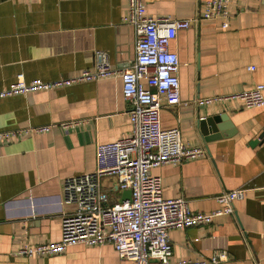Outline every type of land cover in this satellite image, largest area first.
I'll list each match as a JSON object with an SVG mask.
<instances>
[{
    "label": "crops",
    "instance_id": "0c3cea01",
    "mask_svg": "<svg viewBox=\"0 0 264 264\" xmlns=\"http://www.w3.org/2000/svg\"><path fill=\"white\" fill-rule=\"evenodd\" d=\"M207 1L145 4L149 16L189 20L203 15ZM127 13L128 0H0V91L19 75L53 82L94 69L97 51H106L115 69L129 68L136 36L124 22ZM170 50L180 59L181 104L162 110V128H179L207 156L153 169L163 196L184 197L192 211L209 214L220 208L221 193L247 190L234 217L172 230V262L209 261L224 250L226 264H264V108L200 103L264 85V0H235L229 28L203 20L180 31ZM129 110L119 77L0 99V132L52 126L0 142V264H132L111 243L76 244L52 257L17 255L25 243L61 240L62 215L72 210L60 211L57 201L65 179L95 170L98 144L130 134ZM209 119L215 129L202 130ZM71 122L82 123L65 132L61 125ZM102 188L117 204V178L103 179Z\"/></svg>",
    "mask_w": 264,
    "mask_h": 264
},
{
    "label": "built area",
    "instance_id": "2783aa9c",
    "mask_svg": "<svg viewBox=\"0 0 264 264\" xmlns=\"http://www.w3.org/2000/svg\"><path fill=\"white\" fill-rule=\"evenodd\" d=\"M235 0H209L202 16L178 20L152 17L147 14L145 0H128L124 22L135 30V60L127 69H115L106 51L96 52L94 69L53 82H27L24 75L9 88L0 91V99L86 82L119 77L122 94L130 106L131 132L114 143L98 144L96 168L65 179L62 194L57 198L62 215L61 240L39 245L23 244L17 255L26 258L52 257L76 244L103 246L113 244L119 258L132 264H226L227 251H216L209 261L172 262L170 232L210 225L223 216H235V202L244 199L247 190L238 189L216 197L220 208L212 213L194 212L184 197L166 199L160 177L152 170L168 164H182L207 156L201 146H191L182 138L179 128L165 130L161 112L165 107L181 104L180 59L170 50L178 33L203 21H220L229 28ZM250 70H255L251 67ZM224 100L240 101L247 109L264 108V85L241 93L212 97L200 103L213 104ZM82 122L62 124L65 132ZM38 127L0 132V142L11 143L24 134L49 132ZM116 177L118 189L132 191V200L110 204V196L102 188V180ZM11 202L4 204L9 212Z\"/></svg>",
    "mask_w": 264,
    "mask_h": 264
},
{
    "label": "water",
    "instance_id": "95a60500",
    "mask_svg": "<svg viewBox=\"0 0 264 264\" xmlns=\"http://www.w3.org/2000/svg\"><path fill=\"white\" fill-rule=\"evenodd\" d=\"M208 125L212 126L213 129H215V127H214V120H212V119H209V120L201 121L200 122V127H201L202 130H205L206 131ZM263 137L264 136H261L260 139H262ZM127 200L128 201H131L132 200V191L131 190L123 191L121 198L118 201H116V202L123 203V202H125Z\"/></svg>",
    "mask_w": 264,
    "mask_h": 264
}]
</instances>
